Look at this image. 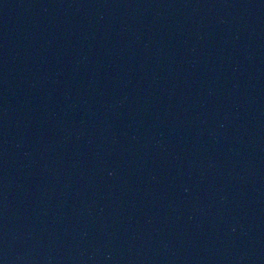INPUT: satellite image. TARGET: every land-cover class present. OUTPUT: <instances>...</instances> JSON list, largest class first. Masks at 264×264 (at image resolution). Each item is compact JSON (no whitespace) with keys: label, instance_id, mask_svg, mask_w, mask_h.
Returning <instances> with one entry per match:
<instances>
[{"label":"water","instance_id":"1","mask_svg":"<svg viewBox=\"0 0 264 264\" xmlns=\"http://www.w3.org/2000/svg\"><path fill=\"white\" fill-rule=\"evenodd\" d=\"M0 264H264V0H0Z\"/></svg>","mask_w":264,"mask_h":264}]
</instances>
